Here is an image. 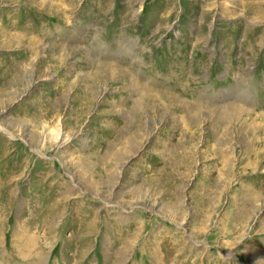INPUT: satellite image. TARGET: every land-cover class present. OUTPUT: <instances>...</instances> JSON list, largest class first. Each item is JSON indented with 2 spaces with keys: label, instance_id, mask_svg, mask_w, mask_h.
<instances>
[{
  "label": "rangeland",
  "instance_id": "rangeland-1",
  "mask_svg": "<svg viewBox=\"0 0 264 264\" xmlns=\"http://www.w3.org/2000/svg\"><path fill=\"white\" fill-rule=\"evenodd\" d=\"M0 264H264V0H0Z\"/></svg>",
  "mask_w": 264,
  "mask_h": 264
}]
</instances>
